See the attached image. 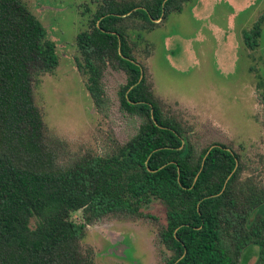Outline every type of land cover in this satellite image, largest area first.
<instances>
[{
    "label": "trees",
    "instance_id": "1",
    "mask_svg": "<svg viewBox=\"0 0 264 264\" xmlns=\"http://www.w3.org/2000/svg\"><path fill=\"white\" fill-rule=\"evenodd\" d=\"M191 1L101 0L77 37L76 65L100 113L109 103L106 71L125 72L121 110L141 124L106 155L65 161L66 143L50 133L35 102L40 77L59 66L56 43L26 0H0L1 264H94V251L82 244L88 227L106 218H147L154 201L166 209L159 235L173 253L168 264H241L253 246L255 264H264V186L243 178L232 148H197L164 111L134 54L127 21L142 20L150 32ZM263 22L245 33L250 48L258 47Z\"/></svg>",
    "mask_w": 264,
    "mask_h": 264
},
{
    "label": "rangeland",
    "instance_id": "2",
    "mask_svg": "<svg viewBox=\"0 0 264 264\" xmlns=\"http://www.w3.org/2000/svg\"><path fill=\"white\" fill-rule=\"evenodd\" d=\"M230 1L237 8L215 0L201 12L192 0L150 32L142 20L126 23L133 27L135 57L164 111L181 121L200 150L214 143L232 148L241 156L243 178L264 186V22L258 47L250 48L245 38L264 16V0ZM100 2L26 0L57 46L59 66L40 77L35 102L50 133L66 143L65 161L106 155L114 140L125 144L141 124L121 110L118 92L127 83L125 72L106 71L109 103L100 113L77 68V37ZM145 213L149 217L106 218L89 226L82 244L94 251V264H168L173 253L159 235L165 206L154 201ZM74 220L82 222L81 212ZM258 254V246L248 248L241 264H255Z\"/></svg>",
    "mask_w": 264,
    "mask_h": 264
},
{
    "label": "crops",
    "instance_id": "3",
    "mask_svg": "<svg viewBox=\"0 0 264 264\" xmlns=\"http://www.w3.org/2000/svg\"><path fill=\"white\" fill-rule=\"evenodd\" d=\"M212 1H214L215 2V0H198V2L195 4V6H194V9L196 10V9H198L199 11H203V10H205V8L207 7V5L209 4V2H212ZM227 2L230 4V5H232V8L234 9V8H237L236 7V5L234 4V3H232V1H230V0H227ZM199 6V7H198Z\"/></svg>",
    "mask_w": 264,
    "mask_h": 264
},
{
    "label": "water",
    "instance_id": "4",
    "mask_svg": "<svg viewBox=\"0 0 264 264\" xmlns=\"http://www.w3.org/2000/svg\"><path fill=\"white\" fill-rule=\"evenodd\" d=\"M162 20V18L161 19H159V20H156L155 22L156 23H158L159 21H161ZM142 77H143V71H142V76H141V79H142Z\"/></svg>",
    "mask_w": 264,
    "mask_h": 264
}]
</instances>
